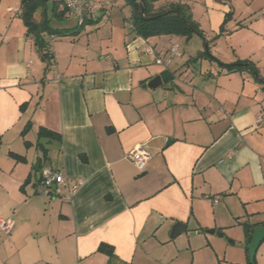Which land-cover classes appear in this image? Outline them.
Instances as JSON below:
<instances>
[{"label":"crops","instance_id":"obj_1","mask_svg":"<svg viewBox=\"0 0 264 264\" xmlns=\"http://www.w3.org/2000/svg\"><path fill=\"white\" fill-rule=\"evenodd\" d=\"M110 1L78 35L42 34L46 59L20 2L4 10L0 220L12 218L14 228L0 233V264L227 262V239L246 244L241 227L264 223V123H255L264 116V86L252 72L221 69L200 53L207 45L221 63L250 61L264 78V0H159L156 12L186 5L202 36L147 39L135 34L131 16L116 17L124 1ZM54 3L63 22L64 7ZM182 40L180 58L167 69L155 64ZM156 76L161 85L150 88ZM41 128L56 136L39 138ZM132 149L148 156L142 172L126 159ZM44 167L84 183L69 201L66 191L39 195ZM178 224L185 229L173 238ZM101 245L112 249L111 262Z\"/></svg>","mask_w":264,"mask_h":264},{"label":"trees","instance_id":"obj_2","mask_svg":"<svg viewBox=\"0 0 264 264\" xmlns=\"http://www.w3.org/2000/svg\"><path fill=\"white\" fill-rule=\"evenodd\" d=\"M141 1L144 3V15L145 17H153V20L145 21L141 19ZM159 0H125V2L130 5L132 9L131 22L134 28V32L137 36L142 38H149L153 36L161 35H176L189 38L193 34H198L202 36L201 31L198 29L197 25L192 21V16L189 8L186 5L180 3H172L169 5L168 9L154 11L153 5ZM46 0H22L20 2V17L23 19L24 25L27 28V33L30 34L38 47V51L41 53L42 58L46 59L47 54L43 53L46 48V43L43 40L42 34L53 35V36H66V35H78L81 32L83 26H75L69 29H57L51 25V20L46 16L42 15V19L36 21L34 18V13L39 7H43L45 11ZM56 12V7L53 9ZM57 16L59 20L64 18V13H59ZM231 17V13H227L224 17V21L220 27V33L224 32V26ZM92 21L86 24H91ZM85 24V25H86ZM208 52V53H207ZM200 53V57L206 59H212L208 51ZM218 66L221 69H226L228 71L234 70H248L252 72L253 76L264 86V78L260 77L257 73L256 68L250 61H238L234 64H224L217 61ZM56 136L55 133L48 131L44 128L39 129V138H49ZM41 146V145H40ZM46 152V151H44ZM18 160L22 158L13 155ZM42 159H46V154L43 153ZM40 160L36 163V168L39 167ZM40 168V167H39ZM258 224V226L262 225ZM250 241V234L247 235L246 245ZM99 251L107 254L110 258V262L113 259L112 249L106 245H101ZM245 253L247 255L248 264H254L249 261L248 250L245 246Z\"/></svg>","mask_w":264,"mask_h":264},{"label":"built area","instance_id":"obj_3","mask_svg":"<svg viewBox=\"0 0 264 264\" xmlns=\"http://www.w3.org/2000/svg\"><path fill=\"white\" fill-rule=\"evenodd\" d=\"M21 2L22 0H17ZM59 3L64 7L67 17H74L78 26H83L87 22L94 19L99 13L107 12L112 6L110 0H51ZM148 54L154 55L155 51L152 47L146 49ZM182 56V50L179 45L172 44L165 51L155 57V64L167 69L168 66L176 59ZM256 125L264 123V116H258ZM126 159L129 160L138 171H144L148 156L140 149H132L126 154ZM83 180H77L69 183L64 173L56 167H44L39 174V179L35 186V192L43 196H61L63 191H66L64 199L69 201L71 196L83 185ZM63 196V195H62ZM216 204L218 197L212 199ZM14 228V220L6 218L0 220V233L9 235Z\"/></svg>","mask_w":264,"mask_h":264},{"label":"rangeland","instance_id":"obj_4","mask_svg":"<svg viewBox=\"0 0 264 264\" xmlns=\"http://www.w3.org/2000/svg\"><path fill=\"white\" fill-rule=\"evenodd\" d=\"M124 1V4H123V6L121 7V3L119 4L118 3V10H114L115 11V13H116V17L117 18H120V20L121 19H124L126 16L128 17H130L131 16V12H132V9H131V7H130V5H128L126 2H125V0H123ZM12 7V9H16V8H18V6H19V3L17 2V0H0V20L2 19V18H6V19H9L10 18V16H9V14H6L5 12H4V10L6 9V7ZM116 6V7H117ZM56 7V5H55V3L54 2H52V1H47L46 2V4H45V11L43 10V7H39L37 10H36V12L34 13V18L36 19V20H40V19H42L41 17H42V15H44V16H46L48 19H50L51 20V25L54 27V28H57L58 27V25L57 24H59V23H62V24H67V23H69V22H73V23H75V26L77 25L76 24V19L73 17H68V18H65L64 19V21L63 22H59L55 17H54V8ZM121 9V10H120ZM99 15H101L100 13L97 15V16H99ZM15 17H17L16 15H15ZM114 17V16H113ZM16 19H18V18H16ZM92 24V23H91ZM91 24H86V25H84L83 26V28L81 29V31L82 30H84L85 28H88L89 27V25H91ZM92 26V25H91ZM94 26V25H93ZM90 28H92V27H90ZM94 28V27H93ZM153 38V37H152ZM154 40H152V42H150L152 45L154 44ZM179 44L183 47L181 50L182 51H186V42H185V40H182V41H179ZM181 48V47H180ZM204 49H205V46H204ZM209 54H210V52H209ZM241 231H242V234H245L244 233V226H242L241 227ZM206 232L208 233V230H206ZM214 235H217L216 233L214 234ZM227 243H228V250H227V262L225 261V262H222V261H220L221 260V258L219 259V263L218 264H248V259H247V255H246V253H245V246L247 247V245L245 244V242L244 243H234L233 245L230 243V241H232V240H230V239H227ZM210 246V245H209ZM263 247H264V245L262 246V249H263ZM262 249L261 248H259L257 251H256V253H255V256H254V264H260V260H259V258H260V256H261V252H262ZM201 253H205V255H208V253H210L211 254V250H209V249H205V248H203V249H201ZM212 255V254H211ZM209 256V255H208ZM222 256V255H221ZM214 257H215V255H214ZM238 258H241V259H239V261H238ZM264 261V260H263ZM262 261V262H263ZM214 264V263H213ZM261 264H263V263H261Z\"/></svg>","mask_w":264,"mask_h":264},{"label":"water","instance_id":"obj_5","mask_svg":"<svg viewBox=\"0 0 264 264\" xmlns=\"http://www.w3.org/2000/svg\"><path fill=\"white\" fill-rule=\"evenodd\" d=\"M48 1V0H46ZM140 17L141 19L145 20V21H149V20H153V17H145L144 15V3L143 1H141V12H140ZM204 51H208V46L205 45V49ZM208 53V52H207ZM209 60H213L217 63V60L215 58L212 57V59ZM161 85V77L160 76H156L154 79H152L148 86L150 88H157L158 86ZM185 229V225L183 224H178L174 231L172 232V237H176L179 234H181ZM210 233H215V231H208ZM244 233L246 235L250 234V241L247 244V250H248V257H249V261L253 262L254 260V256L255 253L259 247V245L264 241V223L261 226H258L256 229H254L253 231L250 232V227L249 225L245 224L244 225ZM220 237H223V234H219L217 233Z\"/></svg>","mask_w":264,"mask_h":264}]
</instances>
